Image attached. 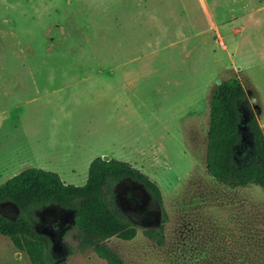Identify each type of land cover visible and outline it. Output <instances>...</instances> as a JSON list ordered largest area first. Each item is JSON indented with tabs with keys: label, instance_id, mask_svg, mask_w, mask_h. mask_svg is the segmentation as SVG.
<instances>
[{
	"label": "rangeland",
	"instance_id": "374dc122",
	"mask_svg": "<svg viewBox=\"0 0 264 264\" xmlns=\"http://www.w3.org/2000/svg\"><path fill=\"white\" fill-rule=\"evenodd\" d=\"M232 77L247 94L242 166L258 161L250 116L264 133V0H0V184L36 168L82 186L96 157L129 162L168 219L159 247L142 231L160 208L120 182L116 208L137 235L106 243L123 264H264V189L225 188L206 169L210 96ZM29 216L61 264H108L80 249L73 212ZM0 264L31 263L0 235Z\"/></svg>",
	"mask_w": 264,
	"mask_h": 264
},
{
	"label": "trees",
	"instance_id": "16d2710c",
	"mask_svg": "<svg viewBox=\"0 0 264 264\" xmlns=\"http://www.w3.org/2000/svg\"><path fill=\"white\" fill-rule=\"evenodd\" d=\"M247 94L236 78L220 81L210 96L207 132L206 169L218 184L228 189L257 186L264 189V133L255 115L246 123L258 156L256 163L236 166L235 154L242 138V106ZM131 181L141 185L161 211V223L143 228V235L157 246L165 245L168 219L158 184L129 162L102 157L93 159L84 185L66 184L53 171L27 168L0 184V204L11 203L18 214H0V235L10 239L17 251L26 254L31 264H61L51 237L39 232L29 213L58 207L74 214L76 240L81 250L93 249L108 264H123L106 243L117 237L131 241L137 226L116 208L117 185Z\"/></svg>",
	"mask_w": 264,
	"mask_h": 264
},
{
	"label": "crops",
	"instance_id": "0c3cea01",
	"mask_svg": "<svg viewBox=\"0 0 264 264\" xmlns=\"http://www.w3.org/2000/svg\"><path fill=\"white\" fill-rule=\"evenodd\" d=\"M109 68V67H108ZM108 158V157H107ZM0 166L3 168V169H6V167L4 166V165H2L1 164V162H0ZM8 168H10V167H8ZM89 168V167H88ZM10 178V177H9Z\"/></svg>",
	"mask_w": 264,
	"mask_h": 264
},
{
	"label": "water",
	"instance_id": "95a60500",
	"mask_svg": "<svg viewBox=\"0 0 264 264\" xmlns=\"http://www.w3.org/2000/svg\"><path fill=\"white\" fill-rule=\"evenodd\" d=\"M104 159H105V160H107L108 158H107V157H105Z\"/></svg>",
	"mask_w": 264,
	"mask_h": 264
}]
</instances>
